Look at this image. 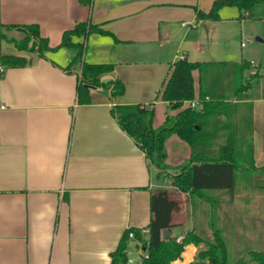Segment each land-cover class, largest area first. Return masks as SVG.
<instances>
[{
	"label": "crops",
	"instance_id": "crops-1",
	"mask_svg": "<svg viewBox=\"0 0 264 264\" xmlns=\"http://www.w3.org/2000/svg\"><path fill=\"white\" fill-rule=\"evenodd\" d=\"M215 1L93 0L84 6L80 0H0V56L29 60L22 67L0 64V264H111L125 231L147 229L151 194L158 189L176 199L179 213L190 204L193 215L192 198L172 185L171 176H157L111 111L115 105H151L153 126L159 128L168 115L177 114L159 98L177 60L243 59L247 18L237 7H223L219 20L198 17ZM79 23L95 27L84 41V60L113 66L100 86L89 88L90 102L84 104L77 95L81 65L71 66L76 50L39 55L14 43L27 36L23 27L37 26L50 47H57L63 34ZM194 79L198 92V72ZM116 81L125 90L113 97ZM258 93L251 101L253 155L255 165L262 167L261 84ZM165 145L169 166L191 156L189 145L176 135ZM172 155L179 157L177 162ZM216 197L219 202L210 214L216 217L219 209L233 220L232 209L223 207L239 203L236 189ZM198 204L210 205L202 200ZM174 222L182 224L175 215ZM174 228L170 236L186 233L176 234ZM200 248L188 245L178 261L191 264Z\"/></svg>",
	"mask_w": 264,
	"mask_h": 264
},
{
	"label": "trees",
	"instance_id": "trees-1",
	"mask_svg": "<svg viewBox=\"0 0 264 264\" xmlns=\"http://www.w3.org/2000/svg\"><path fill=\"white\" fill-rule=\"evenodd\" d=\"M80 2L84 6H91L93 0H80ZM263 4L264 0H217L208 13L199 11L198 17L202 20H219V11L223 7L234 6L239 9L242 18H251L256 9ZM94 28L88 23H79L63 34L61 43L57 47H50L49 41L41 37L37 26H28L22 28L27 31V36L14 43L19 50L37 52L39 55L60 48L76 50L71 66L81 65L77 95L78 102L84 104L90 102L89 88L100 86L102 76L113 71V66L110 64H89L84 60V41ZM2 38L0 29V39ZM80 39L83 41H79ZM28 62L29 60L23 57L0 56V64L5 68L22 67ZM251 68H254L252 63L246 61L200 63L191 62L187 58L177 60L171 66L169 76L159 92V98L167 102L177 114L168 115L159 128L153 126L154 109L151 105H115L112 108V115L118 125L144 151L149 167L155 169L159 177L171 176L172 185L192 198L194 210L201 206L198 204L201 200L208 202L210 210H213L217 206L215 204L219 202L216 197L218 193L235 191L241 171L249 169L264 173V166L255 165L253 145L247 166L238 153L240 135L245 134V127L242 126L245 106L250 114V132L253 135L251 102L253 97L248 92L258 86L262 78L261 71L258 69L252 73L246 84L241 82L240 86L233 90L232 96L227 94L228 83H225L226 77L243 76L244 71ZM194 72L199 74L198 92ZM218 72L220 78L219 81H215ZM124 90V85L116 81L111 88L112 96L122 95ZM197 98L204 103L202 109L184 107L185 102ZM174 135L189 145L191 156L178 166L179 172L171 174L167 164L165 144ZM150 208L151 220L147 227L149 230L147 239L142 237L140 229L125 231L118 248L111 254V264H128L131 232L135 233L137 240L147 242L148 258L138 264H175L190 244L202 246L191 264H230L223 230L216 226L213 219L209 223L211 239L205 238L195 229L182 235L181 241L175 236L164 239L163 231L177 226L174 215L181 211V205L169 197L167 190L158 189L151 194ZM236 264H264V253L250 250L239 258Z\"/></svg>",
	"mask_w": 264,
	"mask_h": 264
},
{
	"label": "rangeland",
	"instance_id": "rangeland-1",
	"mask_svg": "<svg viewBox=\"0 0 264 264\" xmlns=\"http://www.w3.org/2000/svg\"><path fill=\"white\" fill-rule=\"evenodd\" d=\"M22 36L17 35V38ZM260 39L261 41H258ZM244 42L247 47L244 48V56L240 62L246 61L252 63L254 68L244 71L243 76L226 77L228 83L227 94L232 96V92L241 82L247 83L250 75L260 69L262 78L260 84L264 86V4L259 6L253 17L247 18L244 26ZM3 46L7 45L2 42ZM219 72L220 69L218 68ZM217 73L215 81H219L220 75ZM256 83V82H255ZM260 84L253 91H249L253 99L258 96ZM256 85V84H255ZM244 120L242 126L245 127V134L239 138V152L245 166L250 162V150L254 146L253 135L251 134L247 107L244 108ZM254 128V127H253ZM179 157L172 155V161L177 162ZM169 173L174 174L179 172V167L170 165ZM236 186V195L238 204L234 207L224 206L232 209L234 219L227 216V212L218 211L216 217L210 214V206H200L192 215L191 205H186V209L181 213L175 214V220L181 219L180 225L175 227L176 234L187 232L195 229L197 233L205 238L211 239V231L209 223L214 220L217 227L222 228L225 232V237L229 249V263L236 264L239 258L245 256L250 250H256L264 253V173L247 171L240 172ZM172 199H174L171 196ZM245 199H248L245 201ZM253 199V200H251ZM176 200V199H174ZM178 200V199H177ZM199 250V249H198ZM197 254V253H196ZM187 257V256H186ZM190 260L187 257V262ZM181 264V263H180Z\"/></svg>",
	"mask_w": 264,
	"mask_h": 264
},
{
	"label": "built area",
	"instance_id": "built-area-1",
	"mask_svg": "<svg viewBox=\"0 0 264 264\" xmlns=\"http://www.w3.org/2000/svg\"><path fill=\"white\" fill-rule=\"evenodd\" d=\"M242 47L246 45V43L241 44ZM208 100V98H206ZM203 101L200 99H194L191 101H187L184 103L186 107H191V108H196V109H202L203 108ZM4 108V107H1ZM141 235L143 238L147 239L149 235V230L148 229H140ZM183 237H178L177 240L181 241ZM129 239L131 243V249H129L128 254H129V260L128 264H138L142 260L148 258L147 252H146V247H147V242L143 240H137L136 235L134 232H131L129 234ZM178 261V260H177ZM181 262L178 261L177 264H180ZM182 264V263H181Z\"/></svg>",
	"mask_w": 264,
	"mask_h": 264
},
{
	"label": "water",
	"instance_id": "water-1",
	"mask_svg": "<svg viewBox=\"0 0 264 264\" xmlns=\"http://www.w3.org/2000/svg\"><path fill=\"white\" fill-rule=\"evenodd\" d=\"M170 234H171V230H164L163 231V238L164 239H167L168 236H170Z\"/></svg>",
	"mask_w": 264,
	"mask_h": 264
}]
</instances>
